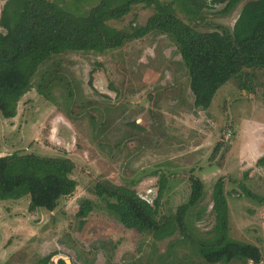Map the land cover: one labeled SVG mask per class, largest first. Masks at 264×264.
<instances>
[{"label": "rangeland", "instance_id": "rangeland-1", "mask_svg": "<svg viewBox=\"0 0 264 264\" xmlns=\"http://www.w3.org/2000/svg\"><path fill=\"white\" fill-rule=\"evenodd\" d=\"M245 1L230 14L219 12L221 4L205 8L197 28L232 27ZM5 2L0 0V14ZM151 14L152 9L137 5L110 23L142 25ZM46 69L52 78L50 99L33 86L13 118L0 113V156H66L75 164L77 186L53 211H29L28 196L0 199V264H42L47 255H52L48 264H209L189 246L178 245L183 239L178 232L155 240L126 228L94 192L98 181H110L134 188L152 203L164 178L159 215H172L187 201L192 177L202 180L205 195L188 212L190 225L202 235L213 227L212 185L222 177L229 234L258 245L259 264H264V204L240 187L244 183L264 196V167L256 165L264 155V69L241 71L205 110L193 104L175 43L158 32L104 53L55 56L41 66L34 85ZM83 198L94 207L81 225L76 212Z\"/></svg>", "mask_w": 264, "mask_h": 264}, {"label": "trees", "instance_id": "trees-1", "mask_svg": "<svg viewBox=\"0 0 264 264\" xmlns=\"http://www.w3.org/2000/svg\"><path fill=\"white\" fill-rule=\"evenodd\" d=\"M81 0L64 3L55 0H6L0 14V113L13 118L20 98L33 86L50 99L52 78L48 69L34 77L41 66L55 56L69 52L104 53L151 32L167 35L176 45L189 77L193 104L207 109L218 89L244 69H264V0H98L89 8ZM232 27L199 30L196 24L203 10L223 5L222 14H230L241 2ZM141 5L152 9L142 25L116 28L110 22L121 20L132 8ZM182 15V16H181ZM264 167V155L256 161ZM74 162L66 156H42L17 153L0 156V199L28 196V210L53 211L59 200L71 195L77 186L72 177ZM247 173L244 174V178ZM164 178L154 201L150 203L134 188L98 181L95 194L104 201L107 213L119 223L155 240L182 236L178 245H187L192 254L209 264H228L234 260L248 264L262 261L260 247L234 239L229 234V207L222 177L212 185L214 225L199 234L188 222V212L205 195L204 184L191 178L187 201L172 215H159ZM245 196L264 204V196L252 193L244 183ZM94 203L83 198L76 216L84 219ZM174 245H171L173 247ZM52 255L40 262L48 264ZM251 262V263H249ZM59 264H65L59 260Z\"/></svg>", "mask_w": 264, "mask_h": 264}]
</instances>
